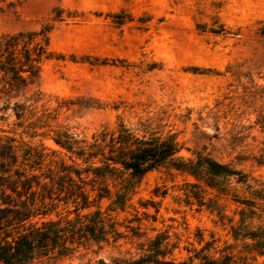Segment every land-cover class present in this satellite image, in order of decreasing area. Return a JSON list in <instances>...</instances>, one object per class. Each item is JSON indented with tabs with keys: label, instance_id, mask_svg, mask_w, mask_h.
<instances>
[{
	"label": "rangeland",
	"instance_id": "374dc122",
	"mask_svg": "<svg viewBox=\"0 0 264 264\" xmlns=\"http://www.w3.org/2000/svg\"><path fill=\"white\" fill-rule=\"evenodd\" d=\"M19 31L48 57L23 86L0 72V136L69 161L54 130L91 140L122 122L136 135L174 132L184 158L198 151L245 174L197 178L164 163L95 182L108 188L101 197L86 185L84 208L60 193L45 218L72 221L74 249L35 264L112 263L155 239L166 258L264 264L254 239L231 233L264 234V0H0V37Z\"/></svg>",
	"mask_w": 264,
	"mask_h": 264
},
{
	"label": "trees",
	"instance_id": "16d2710c",
	"mask_svg": "<svg viewBox=\"0 0 264 264\" xmlns=\"http://www.w3.org/2000/svg\"><path fill=\"white\" fill-rule=\"evenodd\" d=\"M45 32L42 31L41 36ZM31 32H17L0 37V72L7 76L6 82L15 87L27 84L37 76L41 58L48 53L40 44L26 48ZM21 45V55L14 50ZM61 107V106H59ZM22 117L18 108H13ZM31 127L30 125H27ZM26 132V131H25ZM67 154L55 159L56 150H48L42 143L34 144L15 136H0V263L35 264L36 260L70 255L73 246L67 238L75 230L70 219L61 224L60 219L45 218L47 204L58 194L70 198L74 208L89 205L86 185L97 196L108 194L105 182L117 171L125 170L133 176H141L164 163L175 169L199 177L201 173L216 176L237 175L245 177L240 170L213 157L196 152L195 160L179 154L182 144L174 132L165 136H145L132 133L122 122L113 130L102 128L91 135L76 138L65 129L54 130L51 136ZM106 148V151L104 150ZM95 212H98L95 210ZM243 224V216L239 218ZM241 228V227H239ZM231 226L234 237L241 235L255 240L258 254L264 253V234L257 230L239 232ZM232 256L195 254L186 259L166 258L161 251V240H153L147 251L135 258L114 260L112 263L97 259L95 264H235Z\"/></svg>",
	"mask_w": 264,
	"mask_h": 264
}]
</instances>
